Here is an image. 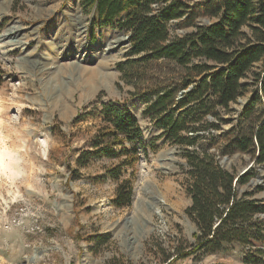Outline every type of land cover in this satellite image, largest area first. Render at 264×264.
Instances as JSON below:
<instances>
[{"label": "rangeland", "instance_id": "1", "mask_svg": "<svg viewBox=\"0 0 264 264\" xmlns=\"http://www.w3.org/2000/svg\"><path fill=\"white\" fill-rule=\"evenodd\" d=\"M81 3L0 0V264H167L197 242V226L187 212L192 205L188 165L182 148L162 137L163 128L146 114L141 94L180 81L186 73L172 62L155 61L134 63L124 76L120 65L130 62L129 36L118 24L102 25ZM197 22L210 24L205 18ZM169 25L172 36L195 31ZM243 83L251 84V76ZM251 95L232 103L224 122L204 118L199 143L224 169L238 175L251 169L239 196L252 193L247 199L264 201V165L248 153L219 155L224 134L248 129L260 117L259 106L250 118L244 116ZM109 102L127 108L143 131V145H130L138 146L141 156L131 176L129 207H118L116 200L131 168L112 179L107 170L118 160L77 163L101 126L102 105ZM91 110H98L95 118L76 122ZM142 180L158 189V196L149 197L163 203L147 222L135 215ZM258 217L264 222V215ZM256 248L226 243L219 252H199L171 264H246ZM257 256L264 264V253Z\"/></svg>", "mask_w": 264, "mask_h": 264}, {"label": "trees", "instance_id": "2", "mask_svg": "<svg viewBox=\"0 0 264 264\" xmlns=\"http://www.w3.org/2000/svg\"><path fill=\"white\" fill-rule=\"evenodd\" d=\"M81 5L85 13L95 12L102 25L118 24L129 36L130 62L120 65L124 76L134 63L147 66L155 61L172 62L186 73L180 81L141 94L148 103L146 114L163 128L162 137L182 148L188 165L192 205L187 212L197 226L193 235L197 242L168 258L167 264L199 252H219L226 243L252 248H256L254 242L264 245V222L258 217L264 215V201L247 199L252 193L239 196V188L250 182L252 170L238 177L236 170L224 169L199 143L204 118L219 117L224 122L222 117L230 105L251 93L244 116L250 118L259 106L260 117L248 129L232 128L224 134L219 155L248 153L255 164L264 165V0H82ZM199 18L210 24L198 25ZM171 22L180 30L195 31L172 36ZM250 76L252 83H243ZM97 111L78 115L76 122L95 118ZM99 114L101 126L77 163L85 167L92 159L118 160L107 170L112 179H120L123 170L131 168L116 200L118 207H129L134 189L131 176L141 156L138 146L130 145H143V131L127 108L112 102L103 104ZM212 129L220 130V126L213 124ZM263 253L264 249L256 248L245 263L261 264L257 255Z\"/></svg>", "mask_w": 264, "mask_h": 264}, {"label": "bare ground", "instance_id": "3", "mask_svg": "<svg viewBox=\"0 0 264 264\" xmlns=\"http://www.w3.org/2000/svg\"><path fill=\"white\" fill-rule=\"evenodd\" d=\"M0 167H4V163H3V158H2V155H0ZM143 181V180H142ZM146 181V180H145ZM152 182V180H151ZM149 183V182H148ZM155 185V184H154ZM155 189V191H154ZM158 190V189H157ZM156 190V188H154V186H152L151 184H145L144 181L141 182L140 185H138V193H137V200L140 201L142 200L143 201V207H142V210H140V205H138V201L136 203V207H135V215H138V211L139 212H142L141 213V216H143L144 218H146L147 216H152V215H156V214H159V210L160 208H158L156 210L157 213H152L150 215H148L146 213V206H145V203H149V205H152L153 202L152 200L149 198V195H153L155 193H157V196H158V191ZM154 196V195H153Z\"/></svg>", "mask_w": 264, "mask_h": 264}, {"label": "water", "instance_id": "4", "mask_svg": "<svg viewBox=\"0 0 264 264\" xmlns=\"http://www.w3.org/2000/svg\"><path fill=\"white\" fill-rule=\"evenodd\" d=\"M175 151H176V150H175V148H174V149H173V152H175ZM171 153H172V151H171ZM242 175H244V172L240 173V174L238 175V177H240V176H242ZM149 198H150V197H149ZM150 199H151L152 202H153L152 205H149V203H145V206H146V208H147L146 213H147L148 215H150V214H152V213H157L156 210H157L158 208H160L161 206H163V203L161 202V200H160L159 197H151ZM138 205H140V210H142V207H143V201H142V200L138 201ZM141 213H142V212H139V211H138V216H137V217H140V218H142L145 222H147L148 219H147V218H144L143 216H141ZM130 220H132V219H128V220H126V222H129Z\"/></svg>", "mask_w": 264, "mask_h": 264}]
</instances>
